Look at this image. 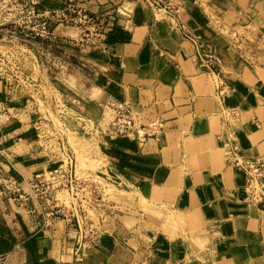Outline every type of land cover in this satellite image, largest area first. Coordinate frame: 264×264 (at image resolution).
<instances>
[{
	"label": "rangeland",
	"instance_id": "374dc122",
	"mask_svg": "<svg viewBox=\"0 0 264 264\" xmlns=\"http://www.w3.org/2000/svg\"><path fill=\"white\" fill-rule=\"evenodd\" d=\"M257 3L240 0L218 8L213 0H176L166 11H158L144 0H0V184H11L6 181L8 175L29 184L36 173L66 163V155L72 152L79 176L90 175L102 185H124L126 190L120 191L109 185L105 199H115L117 192L136 203V209L156 217L154 227L159 233L149 234L141 228L134 232L145 246L154 247L152 264H216L228 247L238 254L233 235L239 222L236 225L234 216L247 212L248 207L257 216V210L264 212V199L252 200L245 181L243 193L235 194L234 172L241 170L234 163L226 161L228 169L218 178L220 184L214 191L210 189V198L198 203L205 223L198 211L179 212L160 203L158 196L150 197L145 188L139 189L142 184L130 186L140 183L143 173L138 172L136 163L110 156L106 128L111 113L107 106L120 101L110 89L119 83L122 67L105 40L107 34L121 38L124 24L133 28L125 40L134 38L148 44L151 23L152 41L159 50H171L181 62L185 56L195 66L200 64L204 69L200 75L209 76L212 89L218 84L217 77H211L215 73L227 84L218 79L227 86L221 95L223 103L211 89L217 100L218 134L230 133L245 158L264 157V126L246 117L240 106L250 96L264 101V4ZM237 5L258 11L252 22L242 23ZM194 40L200 41V46ZM180 41L189 43L190 48L181 50L184 53L176 46ZM125 48L119 45L118 52L131 53L132 49ZM249 84L255 90L251 91ZM4 135L13 137L6 140ZM221 147L224 151L222 142ZM114 169L122 173L116 175L111 172ZM58 196L67 203L71 200L65 190ZM234 201L244 209L228 214L223 205L229 202L234 206ZM162 205L168 209L165 221ZM105 224L145 255L143 244L118 230L115 220L109 218ZM91 250L89 245L79 250V264H106Z\"/></svg>",
	"mask_w": 264,
	"mask_h": 264
},
{
	"label": "crops",
	"instance_id": "0c3cea01",
	"mask_svg": "<svg viewBox=\"0 0 264 264\" xmlns=\"http://www.w3.org/2000/svg\"><path fill=\"white\" fill-rule=\"evenodd\" d=\"M239 1L213 0V5L226 8L238 4ZM257 1V5L264 4V0ZM237 7L239 18H243L242 23L252 22L250 19L252 20L258 12L252 6L248 12L241 5ZM138 10L143 11L141 8ZM223 10L234 12L233 9ZM261 11L264 14V9ZM149 24L147 35L149 45L134 38L125 40V34L131 35L133 28L124 24L121 38L117 34L115 38L114 34H110L111 54L122 67L119 83L112 86L110 92L117 100L130 102L134 108H138L141 122L149 123L159 119L163 122V128L156 136L148 137L144 142L127 137L108 138L112 151L110 156L117 161L127 159L137 164L138 172L144 175L143 180L130 186L137 187L142 184L139 189L145 188L150 197L158 196L160 203L169 205L179 212L198 211L206 223L198 203L211 197L210 189L214 191L215 186L220 184L218 178L228 169L221 140L217 138L218 121L215 117L217 111L215 94L223 103L224 96L221 95L227 86L220 84L219 80H223L217 73L211 75L207 72L213 79L217 77L214 80H217L218 84H214L212 89L209 76L203 78L200 75L204 72L200 64L195 66L184 55L181 62L178 60L180 57L175 58L170 53L171 50L163 52L159 50L152 41L154 29L152 24ZM120 39L123 42H119ZM171 39L173 42L176 41ZM119 45H125V49H132L131 53H119ZM146 45L149 51H146ZM176 46L181 53H184L181 51L183 48H190L189 43L181 41L177 42ZM249 88L251 91L255 90L250 84ZM211 89L214 90V95L211 94ZM250 97L240 106L246 117L264 126V101L259 102L256 96ZM5 137L8 140L13 136ZM111 172L118 175L120 171L114 169ZM234 180L235 194L243 193L241 188L245 181L244 173L234 172ZM109 185L119 191L126 190L123 184L116 183L105 184V191ZM24 186L28 188L27 184ZM203 193L205 198L201 197ZM114 195L115 199L107 196L105 203H100L93 209L92 221L101 231V236L95 243L86 245L91 246V252L106 264H152V259L156 256L154 247L145 246L134 232L141 228L149 234L151 231H154L152 234L159 233L160 231L154 227L156 217L140 207L136 209V203L131 204L129 199L117 192H114ZM230 204L226 202L223 205L227 206L228 214H231V211L239 214L238 212L244 209L236 201L234 206ZM3 205H6L7 209L2 208ZM124 205L127 207L123 209ZM162 207L165 209L161 211V216L165 221L168 209L165 205ZM256 213L257 216L248 207L247 212L234 216L236 225L239 222L233 235L239 245L238 254L229 247L223 249L220 255L223 258L216 264H264V212L257 210ZM109 218L115 220L118 230L121 229L125 234H129L130 239H137V242L143 244L145 255L130 244L125 236L122 237L112 228H106L105 222ZM220 219L224 220L222 215ZM0 222L3 230L0 234V252L4 253L0 258L1 264H79L78 252L86 245L81 246L75 223L59 217L48 225H34L27 210L6 196L0 198Z\"/></svg>",
	"mask_w": 264,
	"mask_h": 264
},
{
	"label": "built area",
	"instance_id": "2783aa9c",
	"mask_svg": "<svg viewBox=\"0 0 264 264\" xmlns=\"http://www.w3.org/2000/svg\"><path fill=\"white\" fill-rule=\"evenodd\" d=\"M144 1L158 11H166L176 2V0L167 3ZM105 41L112 43L110 34H107ZM195 42L200 46V41ZM107 107L110 109L111 119L106 128V135L110 138L127 137L144 142L148 137L156 136L163 128V122L159 119L149 123L141 122L138 112L130 102L114 100L109 102ZM236 116L237 112L232 118L235 119ZM217 138L223 143L225 160L232 161L244 172L245 190L248 196L252 200L264 199V157L245 158L239 152L238 145L230 133L218 134ZM57 139L60 141L62 137ZM29 180L28 188H25L24 184L18 183L8 175L6 181L11 184H0V198L6 196L24 207L34 225H48L59 217L75 223L81 246L99 240L101 231L93 224L92 212L100 203L106 202L105 188L101 181L93 179L90 175L79 176L72 152L66 155V163L59 164L55 168L47 167ZM60 190L67 191L71 197L69 203L59 198ZM2 208L7 209L6 205ZM1 233L3 230L0 222ZM3 255L4 253L0 252V258Z\"/></svg>",
	"mask_w": 264,
	"mask_h": 264
},
{
	"label": "bare ground",
	"instance_id": "6f19581e",
	"mask_svg": "<svg viewBox=\"0 0 264 264\" xmlns=\"http://www.w3.org/2000/svg\"><path fill=\"white\" fill-rule=\"evenodd\" d=\"M163 29H164V28H163ZM214 75H215V74H214ZM22 151H23V150H22ZM228 162L230 163V162H232V161H228ZM232 163H233V162H232ZM9 166H10V164H9ZM240 170H241V169H240ZM241 172H243V171L241 170ZM243 173H244V172H243ZM170 221H171V220H170ZM173 222H174V221H173Z\"/></svg>",
	"mask_w": 264,
	"mask_h": 264
}]
</instances>
